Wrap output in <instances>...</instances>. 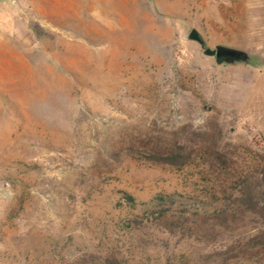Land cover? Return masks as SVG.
<instances>
[{"label":"rangeland","instance_id":"obj_1","mask_svg":"<svg viewBox=\"0 0 264 264\" xmlns=\"http://www.w3.org/2000/svg\"><path fill=\"white\" fill-rule=\"evenodd\" d=\"M260 155L264 0H0V264H264V213L222 201Z\"/></svg>","mask_w":264,"mask_h":264},{"label":"trees","instance_id":"obj_2","mask_svg":"<svg viewBox=\"0 0 264 264\" xmlns=\"http://www.w3.org/2000/svg\"><path fill=\"white\" fill-rule=\"evenodd\" d=\"M247 56V61L249 56ZM232 63L246 62L243 59V55H236L232 59ZM260 160L263 162V169L259 175V178L253 180L246 179L240 183L235 184L231 188V191L225 193L222 196V201L225 209L236 206L242 210L264 213V156L260 155ZM235 191V193H233ZM237 193V194H236ZM122 200L126 202L131 208L140 206L141 214L134 219L125 222V224H131L135 226H143L144 224L152 221H161L168 218H183L184 216H192L202 219L213 218L215 220H227L228 214L221 216L218 214L220 211L217 207L219 198H213L209 200V203H205V199L197 196H184V195H160L155 199H152L148 203H141L136 205L134 199L128 195H124ZM214 202V203H213ZM215 206V207H214ZM208 208H213L209 213ZM221 212V211H220Z\"/></svg>","mask_w":264,"mask_h":264},{"label":"water","instance_id":"obj_3","mask_svg":"<svg viewBox=\"0 0 264 264\" xmlns=\"http://www.w3.org/2000/svg\"><path fill=\"white\" fill-rule=\"evenodd\" d=\"M188 39L192 41L198 42L201 47L204 49V55L208 57H214L216 62H233L232 59L236 57V55H243L244 61H247V53L236 50L226 46H217L215 49L204 48L205 43L203 39L200 37L199 32L196 29H192L188 35Z\"/></svg>","mask_w":264,"mask_h":264}]
</instances>
